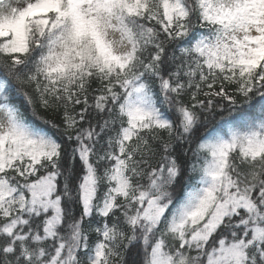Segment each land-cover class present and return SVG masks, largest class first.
Returning a JSON list of instances; mask_svg holds the SVG:
<instances>
[{
    "label": "snow or ice",
    "instance_id": "snow-or-ice-1",
    "mask_svg": "<svg viewBox=\"0 0 264 264\" xmlns=\"http://www.w3.org/2000/svg\"><path fill=\"white\" fill-rule=\"evenodd\" d=\"M0 264H264V0H0Z\"/></svg>",
    "mask_w": 264,
    "mask_h": 264
}]
</instances>
